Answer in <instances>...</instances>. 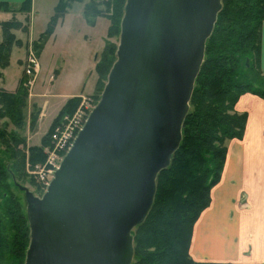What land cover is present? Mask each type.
Returning a JSON list of instances; mask_svg holds the SVG:
<instances>
[{"label":"water","instance_id":"95a60500","mask_svg":"<svg viewBox=\"0 0 264 264\" xmlns=\"http://www.w3.org/2000/svg\"><path fill=\"white\" fill-rule=\"evenodd\" d=\"M220 0H125L100 100L41 197H25L24 264H131L133 229L182 138Z\"/></svg>","mask_w":264,"mask_h":264},{"label":"trees","instance_id":"16d2710c","mask_svg":"<svg viewBox=\"0 0 264 264\" xmlns=\"http://www.w3.org/2000/svg\"><path fill=\"white\" fill-rule=\"evenodd\" d=\"M77 2L82 0H58L55 16L61 17L67 7ZM220 2L221 9L206 40L203 62L194 82L179 147L169 166L157 175L156 192L146 219L131 232V264H242L195 262L189 255L194 224L209 206L210 190L220 179L227 152L226 142L240 139L244 133L246 115L235 112L236 101L245 93L257 95L264 101V73L258 67L264 0ZM101 4L105 10L111 11L109 37L113 25L116 21L118 25L123 16L125 0H107ZM31 5L32 0H24L16 8L0 2V11L28 15ZM98 6L94 1L86 3L84 16L90 20L103 15ZM24 20L27 24L28 16ZM25 24L14 17L0 23L1 68L8 63L11 47L19 45L13 32H25ZM40 40L43 42V38ZM108 49L105 45L102 53L103 68L107 71L114 60V48L113 52ZM99 65L98 81L101 77ZM26 99L23 78L14 93L0 90V117L21 128L25 124ZM76 104V98L66 102L40 146L27 148L25 138L18 133L0 130V144L4 146V153L0 154V264H4V255L7 264H24L30 239L25 211L10 191V180L15 185L14 181L26 178V161L31 166L44 161L43 148L53 126L61 116L73 112ZM34 121L35 118L31 117L29 126L32 128ZM31 183L35 185V182Z\"/></svg>","mask_w":264,"mask_h":264},{"label":"rangeland","instance_id":"374dc122","mask_svg":"<svg viewBox=\"0 0 264 264\" xmlns=\"http://www.w3.org/2000/svg\"><path fill=\"white\" fill-rule=\"evenodd\" d=\"M85 1L87 0L71 4L66 8L64 14L59 17L55 16L54 13L58 0H32L33 11L29 24V33L22 32L18 34L22 41L21 44H14L11 47L7 65L3 68L0 67V85L8 90H14L18 85L17 82L23 78L27 94V106L24 110L25 124L21 128H16L8 119L0 117V130H4L7 133H18L25 138L27 148L31 145H39L37 142L40 136L44 134L45 129H47L43 120L41 123L38 121L40 115L42 119H44L45 114L48 117L51 116L55 105L59 101H63L67 95L89 96V99L84 101L85 103L79 99L78 104L73 106V110L81 108L85 114H90L100 100L103 88L107 82L108 73L116 60L121 20L118 25L117 21L115 22L108 37L111 24L108 17L111 15V11L105 10L103 4H101L107 0H89V2L94 1L99 4L98 8L103 11V15L92 17L93 19L90 18L91 21L82 12L83 2ZM10 18L9 12H0V21H8ZM18 20L21 19L19 18ZM25 26L28 25L25 24ZM1 37L2 31L0 27V39ZM42 38L43 42L40 40ZM28 40L30 41L28 42ZM30 45L37 56L39 71L35 81L29 88L28 82L30 79L24 75L23 69L24 60ZM105 45L109 47L108 50L114 48V52L112 50L114 60L110 59L113 62L111 66L109 65L110 69L108 71L103 68L102 64V53ZM97 64H100L99 69L101 70L99 81ZM253 67L255 68V64H253ZM97 81L99 83L96 87ZM35 94H43L45 100ZM64 107L65 105L61 110ZM31 117L35 118L33 128L27 124V120L31 119ZM49 145L50 141L43 148L44 152ZM2 153H4V146L0 144V154L2 155ZM30 168L31 165L26 161L24 168L26 178L14 181V183L23 185L34 196L41 197L47 187L37 182L29 174L32 170ZM31 182H35V185H32ZM10 183L12 184L10 191H12L15 198L19 199L24 212V194L16 189L11 180ZM3 259V263L7 264L5 255Z\"/></svg>","mask_w":264,"mask_h":264},{"label":"crops","instance_id":"0c3cea01","mask_svg":"<svg viewBox=\"0 0 264 264\" xmlns=\"http://www.w3.org/2000/svg\"><path fill=\"white\" fill-rule=\"evenodd\" d=\"M23 1L0 0L15 8ZM87 2L89 0L83 2V8ZM32 11L33 4L28 15L9 12V20L19 16L16 20L25 24L24 19L28 16L25 31L28 34ZM22 32H13L19 45L22 41L18 34ZM258 67L264 73V21ZM16 88L8 90L0 85V90L8 93H14ZM35 95L45 98L43 94ZM78 97L69 94L55 105L51 116L45 114L42 119L40 115L38 121L43 120L47 129L40 136L39 145L30 147L40 146L61 108L69 99ZM234 110L246 115L244 133L242 138L226 142L227 152L220 179L210 190L209 206L194 224L189 255L195 262L264 264V101L257 95L245 93L236 101ZM29 122L30 118L28 125Z\"/></svg>","mask_w":264,"mask_h":264},{"label":"built area","instance_id":"2783aa9c","mask_svg":"<svg viewBox=\"0 0 264 264\" xmlns=\"http://www.w3.org/2000/svg\"><path fill=\"white\" fill-rule=\"evenodd\" d=\"M24 75L30 80L29 88L39 71V63L33 47H29V51L24 60ZM87 97H78V100L84 101ZM89 114H85L81 108L74 110L71 114L61 116L52 128L49 141L50 145L45 148V160L42 163L31 166L29 174L44 187H47L52 180L55 171L59 168L62 158L71 147L78 132L86 122Z\"/></svg>","mask_w":264,"mask_h":264}]
</instances>
